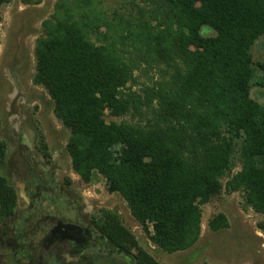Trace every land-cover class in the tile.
<instances>
[{"label": "trees", "instance_id": "16d2710c", "mask_svg": "<svg viewBox=\"0 0 264 264\" xmlns=\"http://www.w3.org/2000/svg\"><path fill=\"white\" fill-rule=\"evenodd\" d=\"M11 2L0 0V23ZM129 7L109 12L102 0H58L36 42L34 83L69 131L74 172L86 183L101 175L149 240L174 254L199 242L202 207L222 194L228 175L226 189L243 191L246 205L264 215V105L251 98L253 84L264 88V64L258 76L252 58L264 37V0ZM204 28L216 36L205 37ZM2 127L0 117V134ZM39 148L50 159L43 136ZM7 157L0 137V221L19 201L1 173ZM96 225L115 247L135 252L137 264H163L116 212ZM208 227L219 233L230 223L219 214ZM258 227L264 232V221Z\"/></svg>", "mask_w": 264, "mask_h": 264}, {"label": "rangeland", "instance_id": "374dc122", "mask_svg": "<svg viewBox=\"0 0 264 264\" xmlns=\"http://www.w3.org/2000/svg\"><path fill=\"white\" fill-rule=\"evenodd\" d=\"M26 1L12 0L1 11L0 117L3 127L0 137L8 145V157L1 173L18 191L19 207L12 220L0 223V264H39V256H44L46 249L55 251L52 248L57 241L54 234L57 229L70 228L77 233L91 231L93 222L106 211L116 212L139 245L160 263L264 264V232L258 227L264 215L246 205L243 191L226 189L230 175L222 179V194L202 207L203 231L196 246L169 254L149 240L131 215L127 202L118 193L108 191L101 175L96 174L86 183L74 172L67 151L69 131L55 116L54 103L48 93L34 83L36 42L42 35L43 23L53 16L58 0ZM133 1L138 3V0H102L109 12L129 9ZM203 35L215 37L216 33L204 28ZM252 58L256 74L260 76L264 37L253 47ZM251 98L264 105V88L253 84ZM107 121L121 120L107 116ZM41 136L48 145L50 159H45L40 152ZM240 168V163L236 162L232 174ZM219 214L228 218L230 227L213 233L208 224ZM14 238L20 241L11 243ZM67 245L56 251L59 264H89L85 256H76ZM100 245L101 249L108 250L105 241ZM11 249L20 251L19 256ZM25 251L31 254L28 262L23 260Z\"/></svg>", "mask_w": 264, "mask_h": 264}, {"label": "flooded vegetation", "instance_id": "af4514ba", "mask_svg": "<svg viewBox=\"0 0 264 264\" xmlns=\"http://www.w3.org/2000/svg\"><path fill=\"white\" fill-rule=\"evenodd\" d=\"M44 156V155H43ZM45 158V157H44ZM46 159V158H45ZM19 207V201L18 206L16 209V212L13 217L8 218L4 221H0L1 224L7 223L10 220H12L16 214ZM98 220L93 222L94 228L91 231H81L79 233L75 232L73 229L67 228V229H57L55 236L57 237V241L54 244L55 251L50 249H46L45 255L39 256V264H43V260L45 261V264H59V260H57V250L59 251V247L63 246L64 244H68L66 247L70 249V251L75 254L76 256H85V260L89 264H132L128 258L124 257V253L128 254L133 261V264H137L134 256L130 255L124 250H121L117 247H115L106 236H104L99 228L96 225V222ZM56 227V226H55ZM59 228V226L57 227ZM16 241H20V238H14L11 243H15ZM105 241L108 247V250L101 249L100 242ZM60 241V242H59ZM12 250V249H11ZM12 252H16L15 255L19 256L20 251H15V249L12 250ZM22 252V251H21ZM44 252V251H43ZM42 252V253H43ZM23 260L25 262H28V260L31 259V254L28 252L23 253Z\"/></svg>", "mask_w": 264, "mask_h": 264}, {"label": "water", "instance_id": "95a60500", "mask_svg": "<svg viewBox=\"0 0 264 264\" xmlns=\"http://www.w3.org/2000/svg\"><path fill=\"white\" fill-rule=\"evenodd\" d=\"M124 257L128 258V260L133 264L132 258L128 254L124 253Z\"/></svg>", "mask_w": 264, "mask_h": 264}]
</instances>
